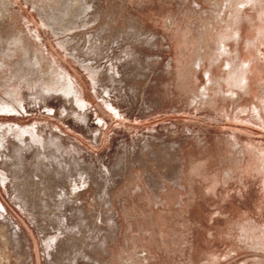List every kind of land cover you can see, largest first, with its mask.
I'll return each instance as SVG.
<instances>
[{
	"label": "rangeland",
	"instance_id": "1",
	"mask_svg": "<svg viewBox=\"0 0 264 264\" xmlns=\"http://www.w3.org/2000/svg\"><path fill=\"white\" fill-rule=\"evenodd\" d=\"M0 264H264V0H0Z\"/></svg>",
	"mask_w": 264,
	"mask_h": 264
}]
</instances>
